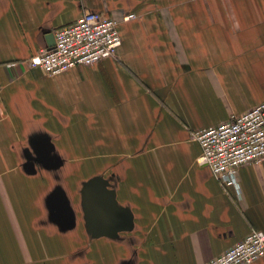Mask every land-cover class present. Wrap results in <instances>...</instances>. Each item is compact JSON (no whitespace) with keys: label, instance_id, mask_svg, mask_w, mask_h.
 Wrapping results in <instances>:
<instances>
[{"label":"crops","instance_id":"obj_1","mask_svg":"<svg viewBox=\"0 0 264 264\" xmlns=\"http://www.w3.org/2000/svg\"><path fill=\"white\" fill-rule=\"evenodd\" d=\"M86 11L134 14L114 55L28 64ZM263 101L264 0H0V264H203L264 233V163L223 186L194 136Z\"/></svg>","mask_w":264,"mask_h":264},{"label":"built area","instance_id":"obj_2","mask_svg":"<svg viewBox=\"0 0 264 264\" xmlns=\"http://www.w3.org/2000/svg\"><path fill=\"white\" fill-rule=\"evenodd\" d=\"M132 17L134 14L118 18L86 11L73 22L55 29L52 45L30 56L28 64L48 74H58L110 57L121 42L120 21ZM194 136L201 148L197 162L207 166L223 186H236L241 166L264 163V101L217 125L200 128ZM258 258H264V233L251 230L203 264H250Z\"/></svg>","mask_w":264,"mask_h":264},{"label":"water","instance_id":"obj_3","mask_svg":"<svg viewBox=\"0 0 264 264\" xmlns=\"http://www.w3.org/2000/svg\"><path fill=\"white\" fill-rule=\"evenodd\" d=\"M86 197L93 226L97 229L101 228L107 213L112 210L111 195L102 188L92 186L88 189Z\"/></svg>","mask_w":264,"mask_h":264}]
</instances>
